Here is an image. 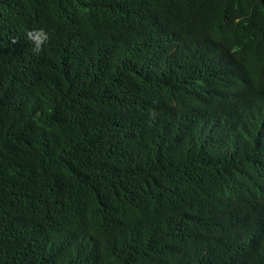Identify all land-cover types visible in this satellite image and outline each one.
Instances as JSON below:
<instances>
[{
	"label": "trees",
	"instance_id": "1",
	"mask_svg": "<svg viewBox=\"0 0 264 264\" xmlns=\"http://www.w3.org/2000/svg\"><path fill=\"white\" fill-rule=\"evenodd\" d=\"M157 24L208 39L264 92V0H0V264H264L238 216L245 195L264 203V144H236L246 123L190 66L125 65L137 40L118 34ZM184 96L214 101L224 130L166 116Z\"/></svg>",
	"mask_w": 264,
	"mask_h": 264
},
{
	"label": "clouds",
	"instance_id": "2",
	"mask_svg": "<svg viewBox=\"0 0 264 264\" xmlns=\"http://www.w3.org/2000/svg\"><path fill=\"white\" fill-rule=\"evenodd\" d=\"M114 12L115 10L112 9H104L101 16L108 18L114 15ZM151 28L145 31L146 33L142 29L134 31V28L118 34L123 40H128L127 36L130 35L135 36L137 40L134 43V54L125 57L124 62L131 64L135 58L137 63L143 67L142 71L148 68L151 61H158L164 65H168L169 61L175 65L180 63L185 68L190 66L196 74L193 81L198 78L203 80V84L198 88L209 90L210 94L215 93L213 95L214 100L221 96L225 115L246 123L240 131L236 144L242 148H247L255 142L264 144V92L252 91L251 84L249 88L247 77L241 67L229 57L219 53L208 39L192 40L189 44H185L178 41L175 35L163 24H157ZM154 30L160 32L161 36H156ZM50 35L48 30L39 27L28 30L25 38L31 42L33 52L39 54L42 47L49 42ZM79 35L86 38L87 32H81ZM92 48H95L93 53L94 65L104 63L109 65L108 69L115 70V66L118 68L120 61H117L116 57L114 59L112 54L114 51L111 47L97 44L90 45V49ZM145 48H148V51ZM86 51L87 48L85 47L82 52L86 54ZM164 53H167L168 57L174 60L165 57ZM109 57L112 58L110 61ZM215 87L217 89L213 91ZM242 92H244V98H241L240 93ZM176 100V109L170 104L166 108V116H169L170 119H180L188 124L189 128L196 124L203 127L210 125L217 131L224 130L222 124L214 125L215 121H221V118L216 117L213 110L210 109L214 101L205 108L198 110L189 105L186 96ZM256 102L261 104L259 106L261 113L256 109ZM194 110L197 111L194 112ZM246 197L247 195L243 199L246 204H241L242 209L238 216L241 221L252 217L245 228L254 232L242 228L241 232L247 234L250 243L264 254V203H257L254 199L248 201ZM239 228L236 226L234 233Z\"/></svg>",
	"mask_w": 264,
	"mask_h": 264
},
{
	"label": "bare ground",
	"instance_id": "3",
	"mask_svg": "<svg viewBox=\"0 0 264 264\" xmlns=\"http://www.w3.org/2000/svg\"><path fill=\"white\" fill-rule=\"evenodd\" d=\"M131 43H132V42H131ZM104 45H105V44H104ZM106 45H107V44H106ZM134 61H136V60H134ZM134 61L132 60L131 65H129L128 63H125V65L128 66L129 68H130V67H131V68H136V67H132ZM181 70H182V69H181ZM122 74H123V73H122ZM185 75H186V74H185ZM115 76H116V75H115ZM182 76H183V75H182ZM111 77H112V76H111ZM113 77H114V76H113ZM113 77H112V78H113ZM211 77H212V76H211ZM108 78H109V77H108ZM108 78H106V79L108 80ZM126 80H127V79H126ZM103 81H104V80H103ZM105 82H106V80H105ZM127 82H128V81H127ZM128 83H129V85H130L131 82L129 81ZM131 84H132V83H131ZM216 89H217V88H213V91H216ZM141 117H142V116H141ZM218 123L221 124V121H220V122L215 121V122H214V125H216V124H218ZM208 182H209V181H208ZM212 183H213V182H212ZM212 183H211V184H212ZM214 183H215V182H214ZM212 185H213V184H212ZM214 186H215V185H214ZM214 186H213V187H214ZM228 187H229V186H228ZM211 189H212V188H211ZM241 242H242V243H246L247 241H241ZM232 243H233V244H237L238 241H233Z\"/></svg>",
	"mask_w": 264,
	"mask_h": 264
}]
</instances>
